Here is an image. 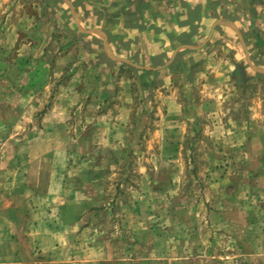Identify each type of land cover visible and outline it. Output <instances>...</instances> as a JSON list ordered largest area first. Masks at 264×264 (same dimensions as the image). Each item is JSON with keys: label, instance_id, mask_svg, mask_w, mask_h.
Segmentation results:
<instances>
[{"label": "crops", "instance_id": "0c3cea01", "mask_svg": "<svg viewBox=\"0 0 264 264\" xmlns=\"http://www.w3.org/2000/svg\"><path fill=\"white\" fill-rule=\"evenodd\" d=\"M122 69L161 88L186 76L198 110L227 101L230 78L235 94L264 80V0H0V264H121L92 211L104 199L97 173L125 140L124 120L97 117L117 81L131 90ZM176 91L168 107L179 111ZM75 168H86L81 182L67 176ZM152 231L139 232L143 243Z\"/></svg>", "mask_w": 264, "mask_h": 264}, {"label": "rangeland", "instance_id": "374dc122", "mask_svg": "<svg viewBox=\"0 0 264 264\" xmlns=\"http://www.w3.org/2000/svg\"><path fill=\"white\" fill-rule=\"evenodd\" d=\"M122 73L131 90L122 95L117 81L97 109V117L126 122L125 140L115 142L109 167L97 173L96 193L104 199L92 211L100 215V238L107 240L108 232L114 241L112 256L121 264H264V106L250 108L257 97L264 104V80L256 77L235 94L230 78L227 101L218 98L198 110L186 76L161 88L154 77ZM174 89L180 113L168 107ZM124 98L130 109H120ZM172 116L182 119L179 125L170 123ZM80 128L88 132L90 126ZM74 143L82 154V143ZM98 148L101 164L107 150ZM76 170L67 176L81 182L86 168ZM122 212L131 213L125 226ZM137 214L147 216L143 225ZM148 229L153 234L143 243L139 232Z\"/></svg>", "mask_w": 264, "mask_h": 264}]
</instances>
